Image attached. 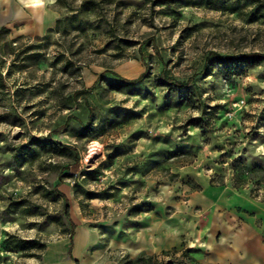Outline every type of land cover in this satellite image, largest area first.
Instances as JSON below:
<instances>
[{"label": "rangeland", "instance_id": "374dc122", "mask_svg": "<svg viewBox=\"0 0 264 264\" xmlns=\"http://www.w3.org/2000/svg\"><path fill=\"white\" fill-rule=\"evenodd\" d=\"M45 1L0 19V264H194L125 242L208 183L264 203V59L215 57L264 54V0Z\"/></svg>", "mask_w": 264, "mask_h": 264}, {"label": "crops", "instance_id": "0c3cea01", "mask_svg": "<svg viewBox=\"0 0 264 264\" xmlns=\"http://www.w3.org/2000/svg\"><path fill=\"white\" fill-rule=\"evenodd\" d=\"M46 2L10 1L0 10L1 24L17 20L16 15L18 20L25 19L22 13L36 15ZM25 20L15 30L17 34H27L42 25L36 16ZM135 237V242H125L131 253L183 247L199 264H264V203L226 185L208 183L190 195L185 208L171 217L140 226Z\"/></svg>", "mask_w": 264, "mask_h": 264}, {"label": "trees", "instance_id": "16d2710c", "mask_svg": "<svg viewBox=\"0 0 264 264\" xmlns=\"http://www.w3.org/2000/svg\"><path fill=\"white\" fill-rule=\"evenodd\" d=\"M57 1H59V0H57ZM6 31H8V29L4 26H1L0 27V37ZM215 57L219 60H235V61L256 62V61L264 59V54H261L259 52L241 53V54L228 55V56H222V55L215 54ZM142 76H143V74L140 77H142ZM180 84L182 85L184 83H180ZM85 92H87V89H83V90L79 91L77 94L85 93ZM259 172H264V167H262L260 165H254L252 167H247V166L241 165V166L235 167V169H234V178L236 181L235 186L236 187L241 186L246 181V179L249 177V175H256L257 176ZM222 184H223V182H219L217 185H222ZM58 194L65 197L64 193H62L61 191H58ZM66 215H67V218L69 219V221L71 223V220H70V217L68 215L67 210H66ZM71 224H73V223H71ZM33 244H34V241H27L25 244L19 245V248L23 250V249H26L28 247L33 246ZM17 246L18 245H16V247ZM43 246L44 245H42V247ZM189 258H191V257H189ZM191 260L194 261V264H199L195 261V259H191ZM162 264H174V263L169 261V262L162 263Z\"/></svg>", "mask_w": 264, "mask_h": 264}, {"label": "bare ground", "instance_id": "6f19581e", "mask_svg": "<svg viewBox=\"0 0 264 264\" xmlns=\"http://www.w3.org/2000/svg\"><path fill=\"white\" fill-rule=\"evenodd\" d=\"M95 150H96L95 144H91L89 146V154L85 158L86 161H88V159L91 157V155L94 153Z\"/></svg>", "mask_w": 264, "mask_h": 264}, {"label": "clouds", "instance_id": "9594fccd", "mask_svg": "<svg viewBox=\"0 0 264 264\" xmlns=\"http://www.w3.org/2000/svg\"><path fill=\"white\" fill-rule=\"evenodd\" d=\"M3 2L8 3L10 0H3ZM50 2H54V0H50Z\"/></svg>", "mask_w": 264, "mask_h": 264}]
</instances>
